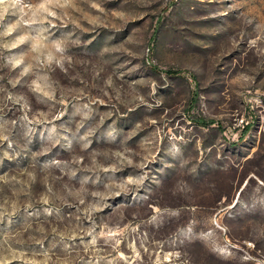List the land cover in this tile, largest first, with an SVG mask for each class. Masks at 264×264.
Wrapping results in <instances>:
<instances>
[{
    "label": "rangeland",
    "instance_id": "obj_1",
    "mask_svg": "<svg viewBox=\"0 0 264 264\" xmlns=\"http://www.w3.org/2000/svg\"><path fill=\"white\" fill-rule=\"evenodd\" d=\"M0 264H264V0H0Z\"/></svg>",
    "mask_w": 264,
    "mask_h": 264
}]
</instances>
